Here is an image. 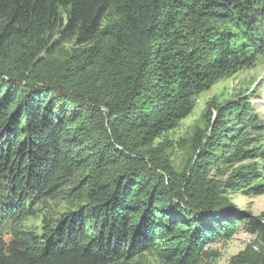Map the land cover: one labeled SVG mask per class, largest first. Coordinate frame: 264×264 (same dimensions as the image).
<instances>
[{
  "label": "trees",
  "instance_id": "trees-1",
  "mask_svg": "<svg viewBox=\"0 0 264 264\" xmlns=\"http://www.w3.org/2000/svg\"><path fill=\"white\" fill-rule=\"evenodd\" d=\"M261 53L264 0H0V228L11 233L0 264H128L153 249L196 264L206 244L230 238L223 188L234 184L208 173L264 157L246 149L264 133L249 102L218 110L184 180L156 140ZM56 198L67 212L39 234L18 230ZM250 228L264 242V222Z\"/></svg>",
  "mask_w": 264,
  "mask_h": 264
},
{
  "label": "rangeland",
  "instance_id": "rangeland-1",
  "mask_svg": "<svg viewBox=\"0 0 264 264\" xmlns=\"http://www.w3.org/2000/svg\"><path fill=\"white\" fill-rule=\"evenodd\" d=\"M73 43L68 42L62 46L69 48ZM246 102H249L252 115L264 123V53L257 56L253 67L231 72L200 93L191 113L175 128L157 138L156 144L163 142L166 145L165 154L176 177L184 180L192 168L199 164V151L206 148L212 138L211 125L218 119V110L226 108L229 103ZM250 137L255 138V141L246 149L256 147L264 152V133L252 132ZM244 166L256 170L252 178H241L235 174ZM219 168H212L208 177L220 182H233L234 185L223 188V194L231 205L229 214L237 229L230 238H218L206 244L205 253L196 264H234L233 258L245 250L257 256L264 255L261 236L250 228L252 219L264 222V157L234 163L223 162ZM67 210V204L61 198L49 199L43 204H36L34 212L18 220V226H15L18 230L36 231L39 234L43 221L56 220ZM10 239V231L0 228V244L7 245ZM128 264L171 263L165 262L158 249H153L135 257Z\"/></svg>",
  "mask_w": 264,
  "mask_h": 264
}]
</instances>
